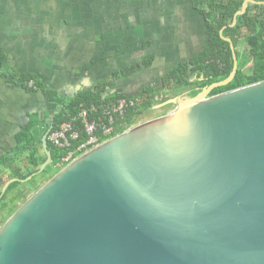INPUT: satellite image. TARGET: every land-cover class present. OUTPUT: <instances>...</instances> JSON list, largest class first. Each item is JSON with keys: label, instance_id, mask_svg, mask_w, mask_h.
Returning <instances> with one entry per match:
<instances>
[{"label": "water", "instance_id": "water-1", "mask_svg": "<svg viewBox=\"0 0 264 264\" xmlns=\"http://www.w3.org/2000/svg\"><path fill=\"white\" fill-rule=\"evenodd\" d=\"M223 39L228 78L55 174L0 228V264H264V81L209 97L237 72ZM48 134L1 194L52 164Z\"/></svg>", "mask_w": 264, "mask_h": 264}, {"label": "crops", "instance_id": "crops-1", "mask_svg": "<svg viewBox=\"0 0 264 264\" xmlns=\"http://www.w3.org/2000/svg\"><path fill=\"white\" fill-rule=\"evenodd\" d=\"M204 2L0 0V54L6 60L0 71V157L12 154L19 132L45 112L41 92L21 88L10 76L31 75L67 99L103 84L106 94L128 97L155 88L162 91L156 105L175 98L164 77L206 44ZM20 158L13 163L18 168Z\"/></svg>", "mask_w": 264, "mask_h": 264}, {"label": "trees", "instance_id": "trees-1", "mask_svg": "<svg viewBox=\"0 0 264 264\" xmlns=\"http://www.w3.org/2000/svg\"><path fill=\"white\" fill-rule=\"evenodd\" d=\"M244 1L246 0H205L200 12L205 21L207 42L192 59L178 64L167 72L164 83L170 84L166 90L171 96L186 94L188 97H194L209 85L228 78L233 67V59L230 44L223 38L229 39L233 44L237 58V72L228 85L213 89L209 97L264 81V0H248L245 13L238 16L235 26L231 27L233 17L241 10ZM243 58L248 60L249 66L244 65ZM5 63L4 56L0 54V71ZM150 63L151 61H146L143 66L146 67ZM133 70L134 68L131 69ZM128 73L127 70L121 76ZM10 79L27 91L41 92L45 99V112L40 119L37 117L31 119L19 132L15 151L5 157H0V219L3 223L25 202L27 189L31 190L45 177L52 178L60 171L55 165L65 151L54 148L47 141V150L51 154L52 164L30 181L25 183L16 181L10 184L5 193L1 194V189L5 184L1 178L3 172H9L8 180H25L35 173L46 160L41 138L47 131L52 132L61 123L75 116L79 105L100 106L114 101L118 96L128 97L106 94L105 84H103L95 87L92 92L81 93L67 99L44 90L41 83L31 75H14L10 76ZM29 81L34 82V89L27 87ZM161 96L162 91L155 88L146 89L138 96H130L138 98L139 103L128 109L122 117H115L116 131L122 133L135 125L143 114L154 109L155 98ZM166 100H168L167 97L162 98L163 102ZM83 138L81 135L73 146H77ZM24 153L28 154L26 161L31 165L26 169V173L13 164L14 160ZM4 213L6 216L10 213L9 218L1 217Z\"/></svg>", "mask_w": 264, "mask_h": 264}, {"label": "built area", "instance_id": "built-area-1", "mask_svg": "<svg viewBox=\"0 0 264 264\" xmlns=\"http://www.w3.org/2000/svg\"><path fill=\"white\" fill-rule=\"evenodd\" d=\"M29 89H34V82L29 81ZM158 99L155 98V102ZM139 103L136 97H120L114 101L97 106L79 105L77 113L69 121L61 123L56 129L48 134L47 141L54 148L65 151V154L56 163V168L60 171L71 165L80 157L93 151L104 143L120 136L114 128L116 116L122 117L124 113ZM83 135V140L77 146L79 137Z\"/></svg>", "mask_w": 264, "mask_h": 264}, {"label": "rangeland", "instance_id": "rangeland-1", "mask_svg": "<svg viewBox=\"0 0 264 264\" xmlns=\"http://www.w3.org/2000/svg\"><path fill=\"white\" fill-rule=\"evenodd\" d=\"M243 63L244 65H248L249 66V63H248V60L247 59H244L243 58ZM158 103V102H157ZM161 103V102H160ZM171 108H174V105H167L163 108H160V109H156V110H151V111H148L147 113L143 114L140 119L138 120V122L134 125L135 126H138L139 124L143 123L144 121L162 113V112H165ZM27 153H24L21 158H20V161L18 162V166L20 167V169L22 170L23 173H26V169H28L27 167L28 166H31L28 164V162L26 161V157H27ZM30 168V167H29ZM3 182H6L8 179H9V172L8 171H4L2 176H1ZM51 178L49 177H45L40 183H38L34 188H32L31 190H28L27 189V196L26 198L24 199V201H27L31 196H33L41 187H43ZM9 215L10 213H7V216H6V213L2 214L1 217L3 218H9ZM3 222L1 221L0 219V228L3 226Z\"/></svg>", "mask_w": 264, "mask_h": 264}, {"label": "flooded vegetation", "instance_id": "flooded-vegetation-1", "mask_svg": "<svg viewBox=\"0 0 264 264\" xmlns=\"http://www.w3.org/2000/svg\"><path fill=\"white\" fill-rule=\"evenodd\" d=\"M184 95H186V94H184ZM177 97V96H176Z\"/></svg>", "mask_w": 264, "mask_h": 264}]
</instances>
